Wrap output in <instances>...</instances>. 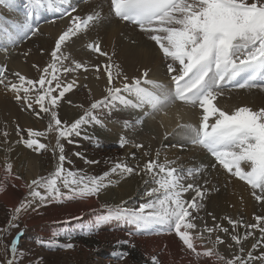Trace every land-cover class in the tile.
Segmentation results:
<instances>
[{
	"label": "bare ground",
	"instance_id": "6f19581e",
	"mask_svg": "<svg viewBox=\"0 0 264 264\" xmlns=\"http://www.w3.org/2000/svg\"><path fill=\"white\" fill-rule=\"evenodd\" d=\"M69 2L77 8L74 15L85 17L92 12H98L100 17L86 31L75 37L80 42L79 48H76L78 55L65 52V56L68 57V60L64 61L66 66L73 67L75 61L83 63L88 70L77 69L70 73H58L61 84H66V82L73 84L72 89L65 93L63 99H60L62 103L68 102L69 123L79 118L76 110L78 103L83 107V115L92 102L107 94L105 64L113 66L114 74L116 71L121 73V78L115 82L116 87H121L125 83L123 76H127L129 78L127 82L130 83L134 77H142L143 71L147 69V79L154 83H143L144 87L153 91L174 88L171 76L177 73H169L167 68L171 59L164 56L159 46L150 39L149 34L141 31L136 24L117 17L112 9L111 0H69ZM103 2L106 4L105 12L101 9ZM31 4L32 0H8L6 4H0V37L4 36V39H7V31L25 23L26 13L32 10ZM63 11L64 6H61L58 0L50 7L35 11V15L29 22L34 27H38L39 31L35 34L39 35L37 38L52 36L67 29L71 21L68 16L62 14ZM19 14L22 18H19ZM101 33H105L104 37L100 36ZM51 36L49 38H52ZM13 38H15L14 35ZM93 42H99L101 51L107 52L108 56L100 55L89 48L88 45ZM42 61L43 58L36 57L31 67L33 68L38 63H46ZM47 62L48 65L52 60L48 58ZM13 65L28 69L20 58L14 60ZM95 65H100V74L97 73ZM0 66H6L5 74L12 69L1 55ZM39 70L40 68L32 70L34 77L38 79L43 74V71ZM259 73L253 87L239 88L240 79L237 78L226 82L225 87L220 90L223 94L214 101L216 106L229 112L240 106H248L253 110L264 108V86L257 85L258 82L264 81V70H259ZM55 83L54 81V86ZM85 83L86 87L81 88V85ZM82 90V98L78 100L77 94ZM121 94L128 95L123 92ZM129 99L132 100L131 97ZM148 111L147 107H136L134 101L128 105L117 101L110 110L98 109L97 114L102 123L85 125L82 128L83 159L72 155L76 147H72L71 142L60 140L67 157L65 168H71V166V169L85 168V172L89 175H101L109 171L116 163H127L132 167L139 165V168L131 175L123 177L119 174L112 175L111 179L114 182L103 190V197L98 195L75 199L76 201L54 200L39 207L36 211L29 209L21 213L19 220L22 224L8 239L9 242L12 241L19 233V249L24 252L21 260L27 254L33 257L32 260L27 256L28 261L22 260L21 263L42 264L40 260L39 263L37 262V251L40 249L37 244L40 241L37 239V231L45 238L42 244L50 248L54 247V253H56L46 256L48 260L46 262L44 260L45 264H108L109 262L153 264L151 261L153 256L157 258L159 264H222L215 258L195 256L186 249L167 223L139 225L126 216L110 217L89 231V226L93 225L98 217L109 215L106 206L125 202V207L132 209L155 199V196L149 197L146 193L158 185L150 174L140 169L148 160L156 158L157 150L160 155L166 153L168 161H171L174 167L187 170L202 166L199 174L185 181V183L198 184L207 189L203 198L205 201H202L204 207L199 213L200 223L194 219L193 222L197 228L191 230L198 251H204L215 245L216 250L223 257L231 259L233 255L239 253V247H244L246 253L251 249L252 244L260 239L261 233L257 229L253 236L243 241L242 245H236L231 240L232 228L227 219L231 217L242 220L246 225L254 223L256 215L264 214V206L252 196L251 186L246 181L230 174L203 146L188 142L185 131L178 127L181 124L198 126L203 116L202 109L198 105L192 106L177 100L150 116L146 115ZM50 122L54 123L52 120ZM143 124L146 128L142 126ZM51 133V136L57 134L55 131ZM122 137L128 141L124 151L118 146ZM33 138L39 139L46 145L42 154L27 147L24 140L28 138L14 137L8 141L0 140V225L11 217V210L27 196L29 189L26 185L37 177L47 176L57 166L59 155V150L56 148L57 139ZM136 144H143L144 147L138 148L139 152H136ZM169 156H173L171 160ZM86 160H95L99 163L89 164L85 162ZM163 162L159 160V163ZM9 163L12 165L11 174L7 172ZM205 180L209 182L207 185L204 183ZM194 195L195 191L190 190L184 193L183 198L190 200ZM35 224L38 225L36 230L30 231V227ZM201 224H204V230L200 228ZM223 227L229 228V233L222 232ZM206 228L215 230L208 233ZM246 230L245 227H238L236 232L243 235ZM21 233H23L22 237ZM200 233L203 234L202 238ZM217 236H220L224 243L217 244ZM123 241H128V243H121ZM68 243H71L73 247L61 246ZM120 252H127L128 255L120 260L118 255ZM261 252H264V247L255 249L253 255H259ZM106 253L116 255L119 259L107 258Z\"/></svg>",
	"mask_w": 264,
	"mask_h": 264
},
{
	"label": "snow or ice",
	"instance_id": "6c2138e0",
	"mask_svg": "<svg viewBox=\"0 0 264 264\" xmlns=\"http://www.w3.org/2000/svg\"><path fill=\"white\" fill-rule=\"evenodd\" d=\"M7 2L8 0H0V4ZM58 2L64 6L62 14L68 16L71 23L55 41L54 49L50 54L52 62L43 69L39 79L33 81L20 73H15L18 83L6 81V77L2 75L6 71V66H0V85L15 93V100L25 103L26 109L35 111L33 97L29 93L39 90L35 103L40 111H35V115L50 113L54 123H49L48 131H55L58 134L56 148L59 150L55 170L47 176L31 180L26 185L29 189L27 196L11 210L8 229L19 228L16 222L20 214L29 209L36 211L54 200L98 196L114 182L111 179L112 175L119 174L123 177L137 171L139 165L132 167L127 163H116L101 175H89L83 170L65 168L67 157L60 140L72 142V138L81 136L85 125H100L102 121L97 110H110L117 101L123 105L134 101L138 108L147 107L149 111L146 115L149 116L177 100L192 106L198 105L203 111L199 125H178L185 131L187 141L203 146L230 174L246 181L251 186L252 196L264 206V108L253 110L248 106H240L229 112L214 103L217 97L223 94L220 90L225 87L226 82L248 74L249 79L238 84V87H253L255 85L251 79L252 74L258 69L264 70V0H111L112 9L117 17L136 24L141 31L149 34L150 39L159 46L164 56L171 59L167 68L169 73H177L171 76L174 88L153 91L144 87L143 83H154L147 79V69L143 71L142 77H134L130 83L127 82L129 78L123 76L125 83L121 87H116L115 82L121 78V73L116 71L114 74L113 66L105 64L107 94L92 102L83 115L71 123L61 121L54 110L58 101L73 87L72 83L62 85L58 73L88 69L83 63L75 61L73 67L66 66L64 61L68 60V57L63 54L62 47L79 33L86 31L100 17L98 12H92L85 17L74 15L77 8L69 0H58ZM55 3L57 0H32V10L26 13L25 23L17 26L16 35L26 36L29 33L35 35L39 29L29 22L30 19L35 15L36 10L50 7ZM88 47L100 55L108 56L107 52L101 51L99 42H93ZM94 67L97 71L100 70V65ZM54 81L55 87L52 86ZM158 87L162 88V86ZM57 90H59L58 95H53ZM122 92L128 95H122ZM17 130L21 131L18 125ZM3 135L7 137L8 133L4 132ZM27 135L29 138L24 140V143L28 148L36 151L46 149V145L39 139L32 138L44 136V132L29 129ZM126 143L128 141L122 137L121 147ZM135 146L144 147L143 144ZM159 156L160 152L157 150L156 158L148 160L140 169L150 174L158 185L146 193L149 197L155 196V199L132 209L125 207V202L106 206L109 215L98 217L97 221L89 226V231L110 217L126 216L139 225L167 223L186 249L197 257L215 258L222 264H264V252L253 255L255 249L264 247V214L256 215L255 222L246 225L242 220L227 218L232 228L231 240L236 245H242L243 241L253 236L259 229L260 239L252 244L251 249L246 253L241 246L238 254L226 259L216 250L215 245L204 251H198L191 231L197 228L193 222V213H198L204 207L200 201L204 198L207 189L185 181L199 174L202 166L185 170L172 166L171 161L165 160L159 163ZM85 162L99 163L95 160ZM11 169L12 165L7 164L9 174ZM204 183L207 185L209 182L205 180ZM190 190H194L195 195L190 200H185L184 193ZM238 227H245L247 230L241 235L236 232ZM214 230V228H206L208 233ZM221 231L229 233V228L223 227ZM6 232L7 229L0 228V241L3 240ZM199 235L202 238L203 234ZM19 238L18 233L9 242L7 247L10 258L0 261V264H18L17 257L24 255L23 250L19 249ZM121 243L127 244L128 241ZM216 243L220 244L224 241L217 236ZM61 246L73 247L71 243ZM118 255L124 258L128 253L120 252ZM151 261L153 264H159L155 256L151 257Z\"/></svg>",
	"mask_w": 264,
	"mask_h": 264
},
{
	"label": "rangeland",
	"instance_id": "374dc122",
	"mask_svg": "<svg viewBox=\"0 0 264 264\" xmlns=\"http://www.w3.org/2000/svg\"><path fill=\"white\" fill-rule=\"evenodd\" d=\"M105 5H106L105 2H103V5L101 7L102 12H105ZM11 10H12V8H11ZM100 15H101V13H100ZM18 16H19V18H22V16H20V14ZM69 25H70V23H69ZM10 28H12V26ZM16 31H17V28H13V30L7 31L6 32L7 37H8L7 39H4L5 38L4 36L0 37V41H1L0 42V55L3 56L4 60H6V62L12 67L11 70H8L6 74H5V72L2 73V75L4 77H6V81H10V82H16V83L19 82L18 77L15 75V73H20V74L22 73L21 75H24L27 79L36 81V80H38V78L34 77L32 70L35 71V70L40 68L39 71L42 72L43 69L47 66L48 58H50L52 60L51 55H50L51 51L54 49L55 41L58 39L59 35L63 31L58 32L56 34H53L52 36L49 35L52 38H49V36H47L45 38H37L39 35H32L31 33L26 35V37H24L23 35L17 36ZM104 34L105 33H101L100 36L104 37ZM13 35L15 36V38H13ZM3 40H4V42H3ZM79 43L80 42H78L75 39V37L72 38V40L68 41L66 43V45H64L62 47L63 54L66 55L65 54V52H66V53L78 55L77 54L78 50H76V48H79V46H80ZM36 57L43 58V61H45L46 63H44V64L38 63L37 65L35 64L32 68L31 66L33 64V60L35 61ZM19 58L21 60H23L24 64L28 67V69H21V68L15 67V65H13L14 60L16 61ZM31 68H32V70H31ZM18 70H19V72H18ZM30 70H31V72H30ZM100 72L97 71L98 74H100ZM66 84H67V82H66ZM66 84H62V85H66ZM74 84H77V82H74ZM86 85H87L86 83L81 85V88L86 87ZM257 85L264 86V81L258 82ZM52 86L55 87L54 84ZM58 91L59 90L53 92V95H58ZM81 93H83V90L78 92V94H77L78 100H80L82 98ZM21 95H23V92H21ZM29 95H31L33 97L32 103H33V108L35 109V111H40L39 106L35 103V97L39 95V90L38 89L33 90L32 92L29 93ZM61 99H63V97ZM77 106L78 107H76L77 108L76 110L79 114L78 116L80 117L82 115V112H83V110H82L83 107H81L80 103H78ZM3 107L7 108L8 111L4 110ZM13 107L15 108L14 110H13ZM16 108H18V109H16ZM54 110L56 111L58 118L61 121L69 123L70 114H69L68 102L62 103V101L59 100L57 105L54 106ZM35 111L26 109L25 103L17 102L15 100V93H13L10 89L5 88L3 85H0V140L4 139L5 141L6 140L8 141L14 137L18 138V139L29 138L27 135L29 129H31L33 131L44 132L45 135L40 136L39 137L40 139H46V140H50L48 138L58 139V134H55L57 137L51 136L52 133L48 131L49 121L52 120L50 113H41L40 116H36ZM23 118H24V121H22ZM37 123H40L42 125L37 124ZM17 125L19 126V129L21 131L17 130ZM45 126H46V128H45ZM142 126H144L146 128L145 124H143ZM4 132L8 133L7 137H5L3 135ZM83 143H84V140H82V134H81V136L72 138V142L70 143V145L72 147H76L75 151H73V154H72L74 157L82 158V159L84 158L83 155L82 156L75 155L76 153H82V154L84 153V144ZM118 146H120L119 149H121L122 151H124L126 149L125 145L123 146L124 147L123 148V147H121L120 143ZM43 150L44 149H41L37 152L39 154H42ZM136 152H139L138 148H137ZM172 157L169 156L170 160L172 159ZM159 160H163V161L167 160L168 161V155L166 153L160 155ZM159 160H158V162H159ZM136 165H137V163H136ZM71 168H72V166H71ZM77 169L80 170V168H77ZM77 169H74V170H77ZM81 170H83L85 172V168L81 169ZM103 192L104 191L102 190V192L99 194V196L103 197V195H104ZM71 201H76V200L72 199ZM202 201H205V199L201 200L200 203H202ZM201 210H202V208L200 209V211ZM200 211L198 213H195V212L193 213V215H195L194 216L195 221L198 220L197 222H199L201 220V218H200L201 216L199 214ZM9 219L10 218L6 219L7 222L5 220V222L1 223V225H0V228L7 229L6 235H4L3 240L0 241V261L10 258V252L8 251V247H7V245L9 244L8 239L10 237H12L14 231H16L18 229L16 227H12L10 229L7 228ZM16 223H18L19 226H21V224H22L20 220H18ZM203 225L204 224H201L200 228L204 230ZM37 227H38V225L35 224V225L31 226L29 230L34 232ZM36 234H38L37 239L40 240L37 242V244L39 245L38 247L40 248L39 251H37V254H38L37 262L40 260L39 262H41L42 264H45L44 260H45V262H46V260H48L46 256H49V255L52 256L53 254H56V253H54L55 252L54 247L50 248V247H47L46 245L42 244L43 240L45 238L42 237V235L40 233H38L36 231ZM22 235H23V233H21V237H22ZM27 256H29V254H27L26 257L22 260L27 262L28 261ZM106 256H107V258L109 257V258H112L114 260L119 259V257H117L116 255H112L110 253H106ZM23 257H24V255H23ZM29 257L31 258V256H29ZM104 258H106V257H104ZM31 259L33 260V257ZM121 259L122 258L120 257V260ZM22 260H21V257H19V256L17 257L18 264L19 263L23 264V263H21V262H23ZM116 262H118V261H116ZM109 263L114 264L112 262H109Z\"/></svg>",
	"mask_w": 264,
	"mask_h": 264
}]
</instances>
